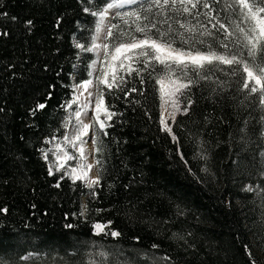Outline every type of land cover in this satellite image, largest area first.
<instances>
[{
    "label": "trees",
    "instance_id": "obj_1",
    "mask_svg": "<svg viewBox=\"0 0 264 264\" xmlns=\"http://www.w3.org/2000/svg\"><path fill=\"white\" fill-rule=\"evenodd\" d=\"M109 2L0 0V264H99L100 251L108 264H264V122L236 77L217 72L192 89L171 125L175 143L151 70H119L125 83L99 87L116 113L93 149L99 184L49 175L44 149L66 134L74 87L94 62L78 45L91 47V11Z\"/></svg>",
    "mask_w": 264,
    "mask_h": 264
},
{
    "label": "snow or ice",
    "instance_id": "obj_2",
    "mask_svg": "<svg viewBox=\"0 0 264 264\" xmlns=\"http://www.w3.org/2000/svg\"><path fill=\"white\" fill-rule=\"evenodd\" d=\"M132 5L135 7L132 8ZM113 8H129L127 11H117L114 17L122 21L128 30H123L119 24L112 23L107 31L108 42L97 45L94 37L91 47L85 49L84 45H78L82 50L89 52L103 48V62L108 71L101 69L98 84L103 83L109 89L114 85L118 87L119 83L126 82L124 76L118 75V70H123L126 75L132 73L140 75L150 69L149 75L153 76L160 86V99L164 104L171 103L173 113L170 115L174 121V113L188 114L192 106V89L198 87L201 81L215 83L219 80L216 74L220 72L224 76L237 78V91L245 93V99L254 97L250 103H255L261 109L259 119L264 122V0H111L100 10L91 11V15L97 17L96 33L102 30L109 10ZM193 20L196 23H193ZM204 21L210 23L211 28ZM213 21L215 23H212ZM110 57L112 62L108 63ZM109 72L111 83L106 79ZM213 77L216 79L213 80ZM90 84L92 81L89 80L79 87L87 90ZM182 98L188 102L184 103ZM44 107L43 104L39 105L41 109ZM95 109V121L99 124V129L103 130L106 125L100 119V113L103 112L108 120L116 113L104 107V93L99 88L95 97ZM80 115L79 111L75 113L78 121ZM160 123L164 125L162 130L171 136L172 141L179 143L171 126L164 120ZM247 124L248 120H245L244 125ZM90 127V124L81 122L75 137L81 145L79 149L81 160L84 159L83 144L86 143L81 136L87 135ZM244 130L242 127L241 132ZM104 134L107 135L106 132ZM261 135L264 136V132H261ZM64 139L67 141L68 137L65 136ZM92 144L95 151L99 152L100 147L95 137L92 138ZM58 152L59 146L57 160ZM65 158L74 157L65 153ZM200 158L207 159V155L200 154ZM44 159H48L47 152L44 153ZM181 159H184L182 155ZM62 168L63 163L59 164L57 170ZM91 168L92 165L83 163L73 167L71 169L73 182L88 178ZM204 171H207V168ZM48 172L49 175L53 174L52 166ZM97 184L99 177L90 179L87 186L93 187ZM55 186L59 187V183ZM244 191L251 192L254 188L248 185ZM93 227L94 234L100 235L106 225L97 223ZM106 234L113 238L121 235L117 231ZM244 249L251 260L249 246L245 245ZM97 255L101 258L99 264H108L109 253L100 251ZM87 264H97V261L89 260ZM117 264L121 262L117 261ZM153 264H156L155 258Z\"/></svg>",
    "mask_w": 264,
    "mask_h": 264
},
{
    "label": "rangeland",
    "instance_id": "obj_3",
    "mask_svg": "<svg viewBox=\"0 0 264 264\" xmlns=\"http://www.w3.org/2000/svg\"><path fill=\"white\" fill-rule=\"evenodd\" d=\"M113 9L109 10L110 12H108V17L105 19V21L103 23V26H104V27H102L103 29H105V27H106L105 23L111 17ZM107 29H108V26L106 27L105 36L107 35ZM102 35H103L102 32L101 33H95V43L98 39L103 37ZM105 36H104V38H105ZM97 45H99V44H97ZM94 53H99V54H98V56H96V54H94ZM92 54L94 56V60H93L94 62L92 61L93 63H91L89 66V79L88 80L92 81V84L94 86L93 91L91 92V94H92L91 102L93 104L92 108L93 107L95 108V97L97 95V88H99L100 85H105L103 83L98 84V78L100 77V74H101L102 58H103V54H104L103 48L102 47L97 48L95 51H92ZM111 62L112 61H111V57H110L108 63H111ZM103 69L105 71H108V69L105 67V65L103 66ZM106 79L108 80L109 83H111V73L110 72H109V75L106 77ZM78 86L74 87V95L72 97L71 103L69 104V105H71V107L68 106V115H67V119H66L67 120L66 134L61 139H53V140L48 141L47 147L44 149V152H43V156H44L45 152H47V154H48V159L46 160L47 165H48V169L50 166H52L53 174H59L63 178H67L72 182H73V180L71 178V176H72L71 169L73 167H77V165H79L81 163H83L85 165H92L91 170L88 172V176H90V174L92 172H96V170H97L96 169V162H95V160H93L94 159V156H93L94 145L92 144V138L95 137L97 139L99 132H102V130L99 129V124L95 121L96 111L87 109L85 112V110L83 108H81V101L76 99V95H77L76 89ZM73 101H76V102L73 103ZM77 111H79L81 113L80 119L86 118L88 123L91 125V127L88 130L87 135L81 136V139L86 142L83 144V146L91 148L90 149L91 150V152H90L91 156L87 155L88 157L86 156V159H87L86 161H85V158L83 160H81L79 158L80 152H78L77 149L80 148L81 145H80L79 141L75 140V137L77 135V130H78V128L81 127V125H79L78 120L76 119V116H75V113ZM170 113H173V108L171 106V103L169 102L168 104H164L163 101L161 100L160 118H161V120H164L168 125L171 126L173 123V118H172V115H170ZM179 113L180 112L174 113L175 118ZM100 119L103 120L105 122V125L107 126L109 120L105 117L103 112L100 113ZM161 125H162V128H164V125L163 124H161ZM65 136L68 137L67 141L64 139ZM87 143L89 145H87ZM74 144H75V146H73ZM57 146H59V152H58L59 160H57ZM65 153H67L70 156H73L74 158L73 159H66ZM263 155H264V153H263ZM66 161H71V162L66 163ZM61 163L64 164V168L57 170V167ZM78 171H79V169H78ZM90 177H88V178H90ZM96 177H97V175H96ZM78 181L86 185L85 182L80 181V180H77L75 182H78ZM93 187H91V188H93ZM83 206H84V200H83ZM82 214H84V210H83ZM25 257H26V260L36 259V258H38V254L30 253V254L26 255ZM25 257H24V259H25ZM262 258L264 259V256H262Z\"/></svg>",
    "mask_w": 264,
    "mask_h": 264
},
{
    "label": "bare ground",
    "instance_id": "obj_4",
    "mask_svg": "<svg viewBox=\"0 0 264 264\" xmlns=\"http://www.w3.org/2000/svg\"><path fill=\"white\" fill-rule=\"evenodd\" d=\"M110 12V11H109ZM111 18V17H110ZM110 18L106 21V23H105V26L107 27H109V20H110ZM104 27V26H103ZM106 27H105V29H103L102 28V30L99 32V33H101L102 32V38H100V39H98L97 41H96V43L97 44H99V45H103L104 44V39L106 38V36H105V33H106ZM107 31H108V29H107ZM104 36H105V38H104ZM104 38V39H103ZM94 54H96V56H98V54L99 53H94ZM84 84V83H83ZM82 85V84H81ZM93 84H90V85H88L87 86V90H85L84 88H82V87H77V89H76V91H77V95H76V99L77 100H79V101H81V108H83L84 110H85V112H86V110L87 109H89V110H93V111H96V109L93 107L92 108V106H93V104H92V102H91V98H92V94H91V92L93 91ZM91 94V95H90ZM91 102V103H90ZM81 122L83 123V124H89L88 123V121H87V119L86 118H84V119H80L79 121H78V123H79V125H81ZM87 145H89L88 143H87ZM79 149L80 148H78L77 149V151L78 152H80L79 151ZM83 149H84V158H85V161L87 160L86 159V156L87 155H90V152H91V148L90 147H86V146H83ZM91 156V155H90ZM88 157V156H87ZM69 163V162H71V161H66V163ZM91 176V177H90ZM90 176H88V177H90V178H86L85 180H83V182H85L86 183V185H88V182H89V180L90 179H96L97 177H96V172H92L91 174H90ZM88 187V186H87Z\"/></svg>",
    "mask_w": 264,
    "mask_h": 264
},
{
    "label": "water",
    "instance_id": "obj_5",
    "mask_svg": "<svg viewBox=\"0 0 264 264\" xmlns=\"http://www.w3.org/2000/svg\"><path fill=\"white\" fill-rule=\"evenodd\" d=\"M119 9H113V11H112V15H111V18H110V20H109V25H110V22H111V20H112V18H113V16L115 15V13L118 11ZM104 41V40H103ZM88 188H91V187H88Z\"/></svg>",
    "mask_w": 264,
    "mask_h": 264
}]
</instances>
